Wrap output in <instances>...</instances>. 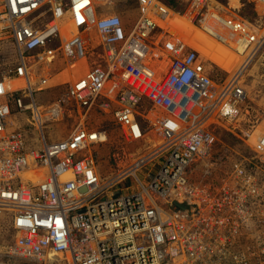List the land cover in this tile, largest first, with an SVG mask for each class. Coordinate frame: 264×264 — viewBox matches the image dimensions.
<instances>
[{
	"label": "built area",
	"instance_id": "built-area-1",
	"mask_svg": "<svg viewBox=\"0 0 264 264\" xmlns=\"http://www.w3.org/2000/svg\"><path fill=\"white\" fill-rule=\"evenodd\" d=\"M252 1L264 9V0ZM112 2L0 0V41L11 39L18 57L0 79V239L11 232L8 243L0 241V259L264 264L262 233L247 232L262 216L257 183L211 190L189 175L210 156L217 129L246 133V77L264 51V21L223 13L217 0H192L184 12L165 0H137L139 17L127 31L118 13L99 12ZM195 31L232 46L234 68L220 76ZM89 54L96 58L85 78L52 102L37 99L59 58L76 69ZM94 108L113 115L129 142L143 137L141 118L163 138L105 176L95 148L108 133L88 126ZM75 115L71 135L48 142V130ZM258 137L252 146L261 154L264 133ZM35 141L41 144L32 148ZM235 170L244 173L239 164ZM39 174L45 178L34 180Z\"/></svg>",
	"mask_w": 264,
	"mask_h": 264
},
{
	"label": "rangeland",
	"instance_id": "rangeland-1",
	"mask_svg": "<svg viewBox=\"0 0 264 264\" xmlns=\"http://www.w3.org/2000/svg\"><path fill=\"white\" fill-rule=\"evenodd\" d=\"M165 1L168 3L169 1H172L175 5V7H173L176 8V10L184 12L189 8L192 0ZM217 1L224 5L219 8V10L222 9L221 11L223 13L231 16L237 15L246 18L250 22H256L259 20L262 22L264 21L262 18V16H264L263 8H259L252 0ZM98 10L101 13L103 12L106 14L118 13L122 17L127 31L132 29L135 21L139 17L137 0H113L111 4L101 6ZM195 34L198 35L200 39L199 42L195 39L198 48L209 57L210 60L208 63H210L211 67L221 74L220 76L225 75L227 72L226 69L234 68L238 62V58L235 59L236 54L232 49H229L227 46L212 39L203 31H195ZM88 52H91V48H89ZM95 58V55L89 54L87 58L80 62L76 69L66 68L64 59L62 57L59 58L54 66L55 76L53 80L42 94H37V99L42 102H52L60 96L65 95L72 80L81 77L84 73L88 72L91 66H93V60H95ZM17 63L18 57L13 41L11 39L0 41V79L3 77L5 70ZM246 88L249 95L247 100L249 113L246 120L247 123L244 125L246 133L244 135H236L225 128L217 129L216 141L213 144L210 156L206 159L195 162L190 168L189 175L191 181L198 185L208 186L211 190L217 188L221 190L222 186L227 184L233 185L237 182L236 180H241L238 178L235 170L236 164H239L240 168L245 169V173H243V177L246 178L245 183H257V187L260 190V197H256L255 199L261 200L262 203V207L257 209L262 215L261 222L259 220L257 221L258 217H256L255 223H251V227H248L247 232L253 234L257 231L262 233L264 260V150H261V154L257 153L255 148H251L252 144L249 143L247 138L252 134H254L256 138L257 135L264 133V51L253 64L246 77ZM151 107V102L147 101L144 109L150 110ZM148 114L150 117H155L154 113L149 112ZM16 117H18L21 122H25L26 115L13 116L14 119H16ZM141 120L144 128L143 137L135 142H129L123 137L121 129L113 115H108L99 109H95L92 112L91 118L87 122L88 126L91 129L105 130L108 133L107 142L95 148V152L99 155L100 170L103 175L107 176L115 173L118 171L119 167H122L126 162L145 155L150 152L156 144L161 142V139L163 138L161 128L154 125L152 126L150 122L144 118H141ZM78 121L79 119L75 115V117H72L63 123L54 125L53 129H49L47 132L48 142H56L70 136ZM36 136V134L29 135V141L35 139ZM36 143L41 144L39 141H35L32 148H35ZM36 147H39V145ZM151 168L152 166H149L141 172H144L145 170L148 171ZM251 175L253 177L249 181V176ZM223 191L224 190H222V192ZM248 194L249 192L247 195ZM251 199H253V197L249 195L248 200ZM252 236L254 235L250 234L249 238H252ZM10 238L11 232L8 230L4 238L0 239V241L8 243L11 240ZM246 243H248V239L246 240ZM0 261L5 264L13 262L9 257L0 259ZM18 264L45 263L44 261L37 262L21 260L18 261ZM47 264H57V262L49 261Z\"/></svg>",
	"mask_w": 264,
	"mask_h": 264
},
{
	"label": "bare ground",
	"instance_id": "bare-ground-1",
	"mask_svg": "<svg viewBox=\"0 0 264 264\" xmlns=\"http://www.w3.org/2000/svg\"><path fill=\"white\" fill-rule=\"evenodd\" d=\"M177 11H179V10H177ZM100 12V11H99ZM259 21H261V20H259ZM259 21H256V22H253V23H257V22H259ZM172 28H174L176 31H179L181 28L179 27V24H175V26H174V24L172 25ZM209 39V38H208ZM229 49H231L232 48V46H229L228 47ZM91 69V68H90ZM89 69V70H90ZM89 70H88V72H89ZM88 72H86V73H84L81 77H86V75H87V73ZM81 77H77L76 79H79V78H81ZM81 84L79 83L78 84V86H80ZM78 86H77V88H78ZM96 108H94V110H95ZM15 114H12V117L14 116ZM250 121V120H249ZM248 121V122H249ZM251 122V121H250ZM245 123H247V122H245ZM127 131V130H126ZM224 131V130H223ZM122 133V132H121ZM123 135V134H122ZM124 137V136H123ZM248 138V141H249V143L250 144H254V143H257L258 142V139H259V137H258V135L256 136V138H255V136H254V134H252L251 136H248L247 137ZM245 140V139H244ZM99 145H101V144H97L96 146H99ZM103 145V144H102ZM251 148H253V146H251ZM256 151V150H255ZM236 158V157H235ZM242 159V158H241ZM259 159V158H258ZM102 161V160H101ZM264 162V161H263ZM252 165V164H251ZM236 168V167H235ZM49 170H51V169H49ZM243 171H244V173H245V169H243ZM247 173V172H246ZM240 179H246V178H244L243 177V174L242 175H240V176H238ZM249 177H253L252 175L251 176H249ZM42 178H45V175H42V174H39V175H36L35 177H34V180H41ZM256 181V180H255ZM253 182V181H252ZM3 215L4 216H2V217H4V218H7L8 216L6 215V213L5 212H3ZM4 227V225L3 224H0V228H3Z\"/></svg>",
	"mask_w": 264,
	"mask_h": 264
},
{
	"label": "trees",
	"instance_id": "trees-1",
	"mask_svg": "<svg viewBox=\"0 0 264 264\" xmlns=\"http://www.w3.org/2000/svg\"><path fill=\"white\" fill-rule=\"evenodd\" d=\"M169 3L175 7L174 3L172 1H169ZM264 11V9H262Z\"/></svg>",
	"mask_w": 264,
	"mask_h": 264
},
{
	"label": "crops",
	"instance_id": "crops-1",
	"mask_svg": "<svg viewBox=\"0 0 264 264\" xmlns=\"http://www.w3.org/2000/svg\"><path fill=\"white\" fill-rule=\"evenodd\" d=\"M159 163H160V160H157L156 161V164H159ZM144 172H146V170ZM144 172H142V173H144Z\"/></svg>",
	"mask_w": 264,
	"mask_h": 264
},
{
	"label": "flooded vegetation",
	"instance_id": "flooded-vegetation-1",
	"mask_svg": "<svg viewBox=\"0 0 264 264\" xmlns=\"http://www.w3.org/2000/svg\"><path fill=\"white\" fill-rule=\"evenodd\" d=\"M259 234H261V232H259Z\"/></svg>",
	"mask_w": 264,
	"mask_h": 264
},
{
	"label": "water",
	"instance_id": "water-1",
	"mask_svg": "<svg viewBox=\"0 0 264 264\" xmlns=\"http://www.w3.org/2000/svg\"><path fill=\"white\" fill-rule=\"evenodd\" d=\"M182 207H185L184 205Z\"/></svg>",
	"mask_w": 264,
	"mask_h": 264
}]
</instances>
